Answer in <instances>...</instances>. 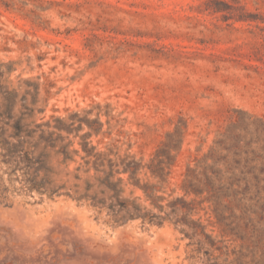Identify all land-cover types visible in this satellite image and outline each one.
<instances>
[{
    "label": "rangeland",
    "instance_id": "obj_1",
    "mask_svg": "<svg viewBox=\"0 0 264 264\" xmlns=\"http://www.w3.org/2000/svg\"><path fill=\"white\" fill-rule=\"evenodd\" d=\"M2 63L4 83L41 76L48 99L37 120L100 104L111 121V135L94 138L102 146L116 142L148 160L185 125L165 185L180 193L186 165L236 111L264 118V0H0ZM21 174L0 158V264L242 262L239 243L215 226L206 229L211 245L172 223L118 225L73 191L51 198L21 189ZM204 206L193 219L207 224Z\"/></svg>",
    "mask_w": 264,
    "mask_h": 264
},
{
    "label": "trees",
    "instance_id": "obj_2",
    "mask_svg": "<svg viewBox=\"0 0 264 264\" xmlns=\"http://www.w3.org/2000/svg\"><path fill=\"white\" fill-rule=\"evenodd\" d=\"M5 66L0 64V158L15 174L22 173L21 189L51 198L71 197L73 191L118 225L172 223L186 236L214 245L206 232L212 225L239 243L241 264H264V118L236 111L239 115L218 131L209 151L186 165L181 192H167L185 125L168 131L148 160L122 151L116 142L102 146L94 138L110 136L111 121H102L100 104L84 114L37 120L48 99L41 96V76L4 83ZM105 115L110 118V112ZM204 204L207 224L203 217L193 219Z\"/></svg>",
    "mask_w": 264,
    "mask_h": 264
}]
</instances>
